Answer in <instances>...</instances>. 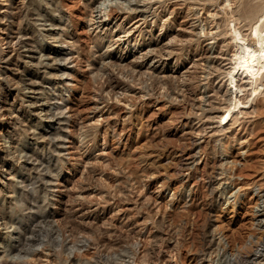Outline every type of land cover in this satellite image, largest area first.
Here are the masks:
<instances>
[{
  "label": "rangeland",
  "instance_id": "1",
  "mask_svg": "<svg viewBox=\"0 0 264 264\" xmlns=\"http://www.w3.org/2000/svg\"><path fill=\"white\" fill-rule=\"evenodd\" d=\"M98 1L59 0L60 13L53 15H61L60 36L49 35V25L36 21L42 46L63 47L68 54L57 64L66 69L54 71L56 76L45 74L54 85L64 79L63 85L52 87L54 93L48 90L51 102L64 111L58 114L63 121L54 124L61 133L55 138L58 151L52 152L60 156L59 174L47 182L50 202L45 211L51 212L47 219L54 231L44 221L32 232L26 227V236L35 240L26 246L39 248V254L25 257L35 259L31 264H230L231 259L253 264L254 250L264 248V215L257 209L264 206L253 189L264 182V103L260 97L248 102L241 115L236 113L233 126L221 125L220 115L235 83L244 89L239 92L243 101L250 97L248 80L238 73L231 81L230 71L249 44L248 34L264 38V29L253 34L247 19L232 18L241 0H139L159 15L156 23L150 22L148 11L155 51L167 53L172 45L187 49L178 64H173L176 50L149 70L140 58L142 50L126 46L118 38L121 26L115 25L123 16L115 6L134 5L135 0H101L114 11L102 21L92 11ZM28 5V0H0L2 210L19 178L22 158L17 147H26L30 131L42 130L47 120L40 119V93L23 87L25 63L35 62L39 54L33 47L35 55L26 56L17 45L16 36L34 28L23 17ZM136 20L131 16L123 22L135 25ZM132 74L136 81H131ZM156 75L166 84L154 83ZM141 76L154 84L159 97L142 96ZM134 108L142 109L149 123L138 135L130 116ZM141 148L148 152L145 170L137 156ZM36 153L42 154L41 148ZM41 202L32 210L42 211ZM13 231L9 219L0 218L1 255L13 244ZM48 231L68 247L56 246L54 252L48 242L39 245Z\"/></svg>",
  "mask_w": 264,
  "mask_h": 264
},
{
  "label": "bare ground",
  "instance_id": "2",
  "mask_svg": "<svg viewBox=\"0 0 264 264\" xmlns=\"http://www.w3.org/2000/svg\"><path fill=\"white\" fill-rule=\"evenodd\" d=\"M95 1H97V0H95ZM138 1L139 0H135V2L137 4H134V5H130V4L128 5L127 4V5H122V6H118V5L115 6L114 10L116 9L117 11H120L123 14L122 20L115 24L116 26H121V28H120L121 30L119 32H121L122 34H119L118 38L119 39L122 38V40L126 44V46H128V47L130 46L131 49L140 48L142 50V54L140 55V58L142 59V62H145L147 64L146 68L149 70H151V68L152 69L156 68L154 66V64H156V63L158 64L160 62H165L166 59H168L167 57L172 56V53L175 52L176 50L179 52L178 53L175 52L176 56H174V63L173 64L174 65L178 64L183 59L182 58L183 51H185L187 49L183 50V46H179V48H176L177 47L176 45H172L169 47V50L167 51V53H164V52L161 53L160 51L156 52L157 51V50L155 51L156 39L155 40L152 39L151 32H149V28H147L149 21L151 20V18L150 19L148 18V11H149L150 5H145L143 7V6L139 5ZM127 2L130 3L129 1H127ZM28 3H29V5L27 7L28 9L24 10L25 13H24L23 17L25 18V20L27 22H30V24L32 23L34 28L32 29V33L27 32L26 28L24 30H22V33L20 35L16 36L17 45L19 44L21 47H23L25 49V51H26L25 55L26 56L33 57L35 55L34 51L32 50L33 47L35 48L34 49L35 52H38L39 54L37 55V57H38L37 60L35 62H32V63L30 62V65H28V66H27V63H25L26 60L24 61L26 66H24V71H23L24 73L22 72L24 77H25L23 80V87L27 89V90H24L25 92L38 93V94L40 93L43 101L40 102V104L38 103V107H40L39 113L44 115V116H40V119L43 120V119L47 118V120L45 121L44 127H42V130H39V131L31 130L30 131L29 137L31 140L27 145L25 144L26 147L25 146L24 147H17V149L19 148L18 149L19 155L22 158V165H21V169H20V173H19V178L15 182V186H14L15 187V194L13 197L6 199V205H5V208L3 210L0 208V218H3L4 220H7V218H8L9 221L11 222V225L13 224V226H14V231L12 234L14 242H13V244H10V247L8 248V252H6L5 255L0 254V264H31L32 261H34L35 259L33 260L30 258H26L25 256H27V255H25V254H31L33 256L39 254V248L31 247V246H30L31 248H29V247L27 248V246H26L27 243L29 244L30 240L34 239V236L33 237L26 236V227L30 226L31 231L29 229H27V230H29L28 232H32L33 231L32 227L38 226L39 222L42 223L41 221L45 222L44 223L45 226L46 225L52 226L49 223L51 221L49 219H47V218L51 217V212L49 210L45 211V208L49 205V202H50L48 200L47 182H49L51 180V178L53 176H55V174L56 175L59 174L58 159L60 156L59 157L55 156L52 152L58 151V148H57L58 142L55 141V138L59 137L61 135V133L59 130H57V128H55L54 124L58 123V121L59 122L61 121V118L58 116V114L62 113L64 111L62 110L63 108H62L61 104H59L58 102H51V99H53L54 97L52 95L48 94V90H51L52 87L54 88V87L58 86V82H60V84L63 85L64 79H60V80H58V82L56 81L55 85H54V83L51 82L52 77L49 79V78H46V76L48 74H50V75L55 74L54 71L66 69L65 66L57 65V64H58L59 59H61L63 61L65 60L62 58H66L65 56L68 54V52H66L67 49L65 50V48H63V47H53V48L47 49L44 46H42L40 40H38V37L35 33V31L37 29L35 27V25H37L36 24L37 20H41V22H43L42 24L49 25V28L47 27V29L49 30V32H48L49 35L54 33V34H58V36H60L62 34L61 33L62 27H64L63 25H61L62 24V22L60 21L61 15H58L56 17L53 15V13L56 11L57 14H59L61 6L59 4V0H28ZM108 5H103V1L100 0V1H98V3L96 5L92 6V11L95 10V12H96L95 16H96V18L100 19V21L103 20V17H106L107 19H109L110 16L113 15L114 11L113 12L110 11V9L113 7L108 9ZM238 5H239V6H237L238 9L233 10L234 11V12L232 11L233 13L230 11L232 14L229 13L230 15H232L233 19H239L240 18V19H244L245 21L247 19L249 28L251 30H253L252 33L253 32L255 33L256 31L259 32L258 30L261 31L264 29V21L261 22V20H263V18H264V0L259 1V2H256V1L253 2V0H241L240 3H238ZM157 13L158 12H156L155 9H153L152 12H150V15L151 14L153 15V19L150 22L156 23L157 20H159V15ZM4 16H6V13L4 14ZM131 16L137 17V20L135 22L136 24L134 23L135 25H133V23H132L131 25H128V26L125 25L124 24L125 22H123V19L124 18H130ZM226 18H228V17H226ZM229 19H227V21ZM139 21H141V23H139ZM257 21H258V23H256ZM254 23H256V24L254 25ZM39 24H41V23H39ZM143 24H146V27H145V25L142 26ZM162 26H165L164 23L160 24V27H162ZM38 30L39 29H37V31ZM225 31L226 30H224V32ZM147 34H150V36L146 38ZM259 34H260V32H259ZM246 35L247 34H245L244 37H246ZM253 36L254 35H252V34L250 36L248 34L247 39H248L249 44L246 47V49H244L242 52L240 50V53L236 56V58L234 60L235 65L233 64L234 66L232 67V69L235 72L232 70H231L232 72L230 71L231 81H234L235 76L238 73H240V77L248 80V81L247 80L246 81L250 85V87L247 86V87H249L248 89L250 90L248 93L250 97L246 98V100L243 101L242 98H240L241 97L240 95L243 93H239V92L243 91L244 89H243L242 85L235 83L234 88L229 89V94L227 96L226 104L224 105L222 114L220 115V124L221 125L229 123L231 126H233V124H235V122L237 121V119L239 117L238 115L239 114L241 115L243 113L242 111H244V109L242 110V108L247 107L248 106L247 103L251 102L255 97H256V99L258 97H260L262 103H264V38L260 35L258 36V34L255 35V37H253ZM54 37H56V35ZM172 38H174V37H172ZM58 39H59V37H58ZM173 40H175V39H173ZM111 44H112L111 42H108L106 45L107 46L106 48L108 49ZM212 47H213V45L209 46V50H208L209 52L211 51ZM24 49H22V50H24ZM179 49H181V50H179ZM212 52H213V50H212ZM165 55H166V58H164ZM49 57H51L52 61L47 60ZM2 58H3V56L0 53V59H2ZM30 60H32V59H30ZM208 63H210V62L208 61ZM133 68L134 69L132 72H134V70H136L135 69L136 67H133ZM40 71H42V75H41ZM65 72H68V71H65ZM65 72H64V74H65ZM46 73H47V75L45 76ZM150 73H153V72H150ZM0 74H1V69H0ZM141 74H145V72L144 73L142 72ZM136 75H137V73H136ZM51 76H53V75H51ZM55 76H56V74H55ZM107 78H108V76H107ZM135 78H136L135 75L132 74V77H131L132 80L131 79L130 80L136 81L137 78H136V80H135ZM150 78H151V75L148 76V79H150ZM138 80H140V83H142L141 89H140V92H142V96L147 95V97H149L148 99H151L152 97L156 98L160 94V93L155 91V86L152 82H150V83L147 82V78L144 79L143 76H141V77H139ZM153 81H154V83L161 84V85L166 84V82L163 80V77L158 76V75L153 77ZM103 82L106 83L105 81H103ZM244 82H245V80H244ZM109 83L110 82H108L107 85ZM241 84H242V82H241ZM65 86H67V84H65ZM207 86H208L207 84L204 85V88H207ZM129 87H131V86L128 85V88ZM130 89H133V88H130ZM54 90L52 89L53 93H54ZM108 91H110V90H108ZM108 91H106L107 94H109L111 92V91L110 92H108ZM58 92L62 93L61 87L59 88ZM243 98H245V97L243 96ZM133 105L134 104L131 103V106H133ZM130 112H131L130 116L134 120V132H136V134L138 135L140 133V131H142L143 128L146 129V126L149 123L147 121H145L146 118H144V116L142 114V109L134 108V109H131ZM233 113H234V116H233ZM236 113H238V115H236ZM259 113L260 112H258V114ZM257 116H259V115H257ZM228 119H230V122H227ZM181 136H182V134H181ZM4 138H5V141L9 139L7 137V134L4 135ZM47 143H48L49 147H50V144L53 146V148L51 149L52 151L49 150V147H48V151H46V144ZM38 148H41L42 154L36 153ZM180 149L182 151H184L186 149L185 144L181 145ZM146 150L140 151V153L137 155L139 157V163H141L143 165V168H142L143 170H145L148 167L146 164L147 160H148V152ZM45 151H46V153H45ZM0 160L3 161L2 156H0ZM263 161H264V159H263ZM149 163H151V162H148V165H149ZM262 165H263L262 168H264V163ZM32 179H35V181H32ZM253 189H255V193L259 197L258 198L256 196V198L259 199L258 200L259 204L264 206V182H260V184L255 186V188H253ZM3 197H2V200H3ZM41 199L43 200V202H41V203H43V210L42 211H39V209L38 210H32L35 207V203H38L37 206L39 205V202L41 201ZM2 202H4V200ZM257 209L259 211V213H258L259 215H264V207H261V208L257 207ZM261 222L264 225V218L261 219ZM50 226L48 227L49 229L51 228ZM52 230L54 231V229H52ZM49 231H48V233H49ZM53 231H51L49 233V236L46 240H39V245H41L42 243L44 244V243L48 242L51 245L53 251L54 250L56 251L57 249H59V250H63L64 248L66 249L68 247L67 243L65 244L61 240V238L58 237L57 234L53 235V233H52ZM33 241H35V240H33ZM36 242H38V241H36ZM263 245H264V242H263ZM56 246H59V248H57ZM73 246H76V245H73ZM55 247L57 249H55ZM78 248H80V247H78ZM75 249H76V247H75ZM48 250H51V249H48ZM59 250L57 252H59ZM22 251H24V253H21ZM38 256H41V255H38ZM233 257L235 258V256H233ZM251 257H252L251 261L253 264H264V248H262V247L256 248V250H254V252H253V256L251 255ZM239 258L240 257L238 256L237 259H239ZM36 259H37V256H36ZM231 260L232 261H230L231 262L230 264H241V262L243 261L240 259L239 260L231 259ZM38 261H40V259Z\"/></svg>",
  "mask_w": 264,
  "mask_h": 264
}]
</instances>
